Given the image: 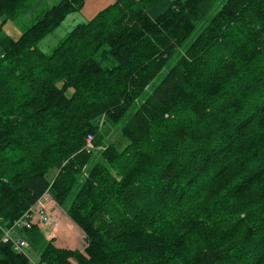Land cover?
I'll list each match as a JSON object with an SVG mask.
<instances>
[{"label": "trees", "instance_id": "obj_1", "mask_svg": "<svg viewBox=\"0 0 264 264\" xmlns=\"http://www.w3.org/2000/svg\"><path fill=\"white\" fill-rule=\"evenodd\" d=\"M84 1L0 37V264H264V0L189 42L215 0H114L40 50ZM27 2L0 0V31ZM45 192L84 241L17 230L33 262L1 237Z\"/></svg>", "mask_w": 264, "mask_h": 264}, {"label": "rangeland", "instance_id": "obj_2", "mask_svg": "<svg viewBox=\"0 0 264 264\" xmlns=\"http://www.w3.org/2000/svg\"><path fill=\"white\" fill-rule=\"evenodd\" d=\"M56 1L57 0H28L25 6H23L22 12L20 11L19 15L16 18H9L4 21L2 25V29L0 31V37L3 35H8L13 38L18 37L19 34L22 32L23 28L29 26V24L33 22L35 17L41 11H43L45 8H47ZM224 1L225 0H215V3L213 4L211 10L201 20L197 22L194 31L192 32V34L188 39V42L192 41L197 36V34L202 30V28L207 23L208 19L220 8V6L224 3ZM80 18L81 16L79 13L69 16L60 27H58L53 33L49 34L46 38H44L39 42L38 44L39 49L46 53H50L52 49L60 42V40L69 32L73 24L78 22L77 20L79 21L85 20ZM73 19H75L76 21L75 23L72 24L71 20L73 21ZM173 63H174V59L173 58L169 59L166 68L163 71H161L157 75L155 80L152 82L153 85L157 84L163 78L167 69ZM131 112H132L131 110L128 111L126 113V116L117 125L112 124L110 122H106L103 126H101L105 142L114 141L118 145L125 144L127 142V139L120 132L119 125L122 124L125 121V119L131 115ZM97 150L98 151L100 150V146L99 149L96 148L92 151L96 153L95 156H98ZM42 195L44 196L42 200L49 211V215H48L49 220H47V222L46 221L40 222L39 220H35L34 225L37 228L41 229L45 233L46 237L48 238L53 237L58 243H60V241H58L57 238L61 239L62 240L61 242L63 244L69 246L83 243L84 241L83 235L80 233L79 229L76 230L72 218H70L69 215L67 214V209L65 207H61L60 205H57L54 202V199L50 196V193L45 192ZM61 214H62V218L60 217ZM72 228H74V230ZM12 233L15 236L21 237L23 239L25 237L24 234L19 231L15 232L13 230ZM73 234H75V236H73ZM75 246H79V245H75ZM34 247L35 246H33V244H30V246L25 249L30 255L33 262L36 261V256H37V249Z\"/></svg>", "mask_w": 264, "mask_h": 264}, {"label": "built area", "instance_id": "obj_3", "mask_svg": "<svg viewBox=\"0 0 264 264\" xmlns=\"http://www.w3.org/2000/svg\"><path fill=\"white\" fill-rule=\"evenodd\" d=\"M85 148L89 152L92 148V136L90 134L86 137ZM44 196L42 195L33 206L29 208V211L24 212L13 224L3 231L2 240L10 241L12 246L17 251H24L28 247V243L25 239L15 236L12 231L15 232L20 229H29L35 224V220L40 222H47L49 220V211L43 202Z\"/></svg>", "mask_w": 264, "mask_h": 264}, {"label": "crops", "instance_id": "obj_4", "mask_svg": "<svg viewBox=\"0 0 264 264\" xmlns=\"http://www.w3.org/2000/svg\"><path fill=\"white\" fill-rule=\"evenodd\" d=\"M114 2V0H85L84 1V4H83V7L81 8V10L79 11V12H77V13H79L80 14V16H81V18L80 19H85V20H88V19H90V18H92L99 10H101V9H103L104 7H106L107 5H109V4H111V3H113ZM74 14H76V13H74ZM71 15H73V14H71ZM70 15V16H71ZM69 17V16H68ZM67 17V18H68ZM66 18V19H67ZM76 18V17H75ZM65 19V20H66ZM64 20V21H65ZM64 21H63V23H64ZM75 19H73V21L71 20V23L73 24V23H75ZM78 22H80L79 20H77ZM62 23V24H63ZM61 24V25H62ZM60 25V26H61ZM59 26V27H60ZM61 218H62V214H61V216H60ZM60 217H59V219H60ZM73 230H74V228H72ZM79 229V228H78ZM76 230H77V228H76ZM73 236H75V234H73ZM57 240L58 241H60V243L61 244H63L61 241V239H59V238H57ZM64 245H66V244H64ZM75 245V244H74ZM74 245H72V246H74ZM66 246H69V245H66Z\"/></svg>", "mask_w": 264, "mask_h": 264}]
</instances>
